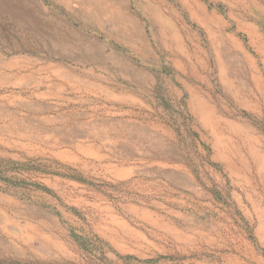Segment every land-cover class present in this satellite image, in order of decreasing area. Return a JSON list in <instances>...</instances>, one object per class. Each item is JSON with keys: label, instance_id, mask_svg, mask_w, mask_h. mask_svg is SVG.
Masks as SVG:
<instances>
[{"label": "rangeland", "instance_id": "1", "mask_svg": "<svg viewBox=\"0 0 264 264\" xmlns=\"http://www.w3.org/2000/svg\"><path fill=\"white\" fill-rule=\"evenodd\" d=\"M263 171L264 0H0V264H264Z\"/></svg>", "mask_w": 264, "mask_h": 264}, {"label": "crops", "instance_id": "2", "mask_svg": "<svg viewBox=\"0 0 264 264\" xmlns=\"http://www.w3.org/2000/svg\"><path fill=\"white\" fill-rule=\"evenodd\" d=\"M138 30H139V31H138V34H139L140 36L144 37V35H143L141 29H138ZM131 36L133 37V35H131ZM137 72L140 73V74H142V75H144V76L147 74L146 72H143L142 69H137ZM257 168L260 169V166H258ZM263 177H264V171H263ZM252 190H253V189H252ZM253 192H254V190H253ZM255 192H257V190H255ZM250 200H251V205H252V207H254V205H255L254 197L251 196ZM241 205H243V208H244V204H241Z\"/></svg>", "mask_w": 264, "mask_h": 264}, {"label": "bare ground", "instance_id": "3", "mask_svg": "<svg viewBox=\"0 0 264 264\" xmlns=\"http://www.w3.org/2000/svg\"><path fill=\"white\" fill-rule=\"evenodd\" d=\"M7 1V0H6ZM18 1V0H17ZM10 3V2H9ZM14 3V2H13ZM18 3H21V2H18ZM22 8V7H21ZM28 10V9H27ZM46 29V28H45ZM229 150V149H228ZM245 151V150H244ZM246 153V152H245ZM173 228V227H172Z\"/></svg>", "mask_w": 264, "mask_h": 264}]
</instances>
